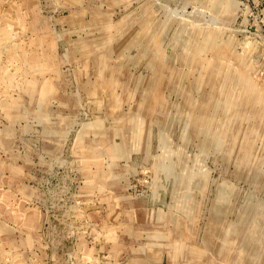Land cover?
I'll return each mask as SVG.
<instances>
[{
	"label": "rangeland",
	"instance_id": "rangeland-1",
	"mask_svg": "<svg viewBox=\"0 0 264 264\" xmlns=\"http://www.w3.org/2000/svg\"><path fill=\"white\" fill-rule=\"evenodd\" d=\"M0 264H264V0H0Z\"/></svg>",
	"mask_w": 264,
	"mask_h": 264
}]
</instances>
